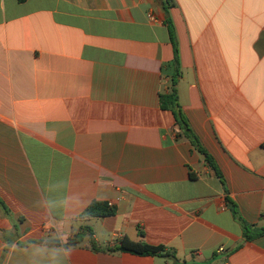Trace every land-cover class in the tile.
Segmentation results:
<instances>
[{"label":"crops","instance_id":"obj_1","mask_svg":"<svg viewBox=\"0 0 264 264\" xmlns=\"http://www.w3.org/2000/svg\"><path fill=\"white\" fill-rule=\"evenodd\" d=\"M171 30L220 176L161 108ZM227 199L264 228V0H0V264H264ZM93 201L115 214L82 218ZM84 226L172 256L63 246Z\"/></svg>","mask_w":264,"mask_h":264},{"label":"trees","instance_id":"obj_2","mask_svg":"<svg viewBox=\"0 0 264 264\" xmlns=\"http://www.w3.org/2000/svg\"><path fill=\"white\" fill-rule=\"evenodd\" d=\"M171 39L175 46V72L170 76L168 90L165 93H162L160 95V103L161 108L166 111H171L175 115L176 122L179 128V131L189 139L192 146L197 150L200 154H202L206 161L209 163V165L217 172V174L220 176V171L217 169L215 164L213 163V159L210 157V155L203 149L201 146L199 139L197 136L192 132L190 129L188 122L183 115L181 111V106L179 103V96L177 91V83L178 78L180 76L179 72V62H178V51L176 49V41L174 39V34L171 30ZM227 202L229 204V208L232 211V213L235 215L237 219H239L243 225L244 229V235L247 240H251L253 238L259 237L264 235V228L260 229L258 233L253 234V227H250L247 225L240 217L239 212L237 209V206L233 201L230 199H227ZM0 208L5 211L7 215H9L8 209L5 207V205L0 200ZM116 210L114 207L110 206L107 202L102 201H93L91 202L86 209L81 213V217H107V216H113L115 214ZM88 237L90 247L93 251L100 252H129L136 255H149V256H162V257H171L172 255L167 252L166 248L162 245L155 246L151 245L145 241L140 242H132L128 239H124L121 244L115 248H102L100 247L94 240L93 237V231L88 226H84L80 233L75 235L74 238L70 239L67 243L63 244L66 248L70 247H76L82 243L84 238ZM39 243L45 244L47 246H61L62 243L57 240H48V241H40Z\"/></svg>","mask_w":264,"mask_h":264},{"label":"built area","instance_id":"obj_3","mask_svg":"<svg viewBox=\"0 0 264 264\" xmlns=\"http://www.w3.org/2000/svg\"><path fill=\"white\" fill-rule=\"evenodd\" d=\"M151 19L155 20L154 17L152 15L149 16ZM223 249H220V251H222Z\"/></svg>","mask_w":264,"mask_h":264}]
</instances>
